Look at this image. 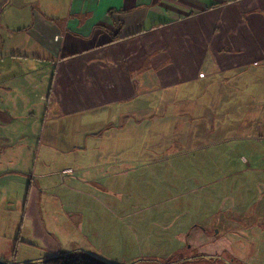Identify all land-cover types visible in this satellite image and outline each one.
Masks as SVG:
<instances>
[{"label": "crops", "instance_id": "obj_1", "mask_svg": "<svg viewBox=\"0 0 264 264\" xmlns=\"http://www.w3.org/2000/svg\"><path fill=\"white\" fill-rule=\"evenodd\" d=\"M41 1L36 2L43 5ZM50 1L56 16L34 17L27 31L40 45L33 58L52 59V91L41 99L55 100L56 108L71 118V146L55 147V135L45 129L37 136L45 162L27 166L35 173L16 165L0 178V186L8 187L6 195L13 193L9 187L19 185L25 196L16 243L13 236H4L2 248H12L16 261L9 264L74 254L109 264L90 252L94 231L84 234L89 242L85 249L65 250L47 227L42 194L56 186L77 193L76 182L102 192L101 180L122 175L119 169L131 154L169 151L175 147L169 139L182 148L176 153L222 144L241 149L246 142L239 146L236 140L253 133L263 139L264 0H65L63 7ZM62 9L65 13L59 15ZM57 118L46 113L45 122ZM256 144L263 147L262 141ZM59 149L73 155L68 168L61 169L52 158ZM105 166L104 173L98 172ZM246 170L257 173L264 166L249 164ZM36 178L52 185L34 184ZM22 198L16 196L19 202ZM96 201L113 212L105 201ZM62 205L68 206V218H81L73 196ZM75 223L81 230L83 223ZM37 244L46 250L39 258L28 253ZM10 256L7 251L0 260Z\"/></svg>", "mask_w": 264, "mask_h": 264}, {"label": "rangeland", "instance_id": "obj_2", "mask_svg": "<svg viewBox=\"0 0 264 264\" xmlns=\"http://www.w3.org/2000/svg\"><path fill=\"white\" fill-rule=\"evenodd\" d=\"M36 1L0 0V178L16 165H23V172L35 173L33 164L46 159L38 149L42 138L37 137L45 129L55 135V147L71 146V118L56 108L55 100L41 99L52 91V59L33 58L40 45L27 30L34 17L56 15L50 0H42L43 5ZM64 1L58 0L62 7ZM64 13V9L59 11V15ZM46 113L58 120L45 122ZM259 135L237 139L239 146L246 142L241 149L222 144L193 147L185 153H176L182 148L169 139L175 146L170 152L156 148L131 154L119 169L122 175L114 181L101 180L102 192L79 182L73 184L78 189L74 194L62 186L47 189L42 194L47 227L68 251L88 247L84 234L94 231L97 238L90 252L109 264H264V186L259 184L264 183V171L246 170L249 164L264 166V137L256 139ZM257 141H262V148ZM53 154L61 169L69 167L70 152L59 149ZM147 163L150 168H143ZM107 167L98 172L104 173ZM65 182L68 186L71 181L66 178ZM14 183L18 184L16 179ZM37 183L52 185L46 179ZM9 188L13 193L8 196V187L0 186V254L8 251L11 256L4 262L13 263L12 248L2 247L4 236H13L12 243H16L25 196L19 185ZM18 195L23 196L20 202ZM72 196L81 218L71 220L64 208ZM96 200L105 201L113 212L104 211ZM76 220L83 223L81 230ZM45 252L39 244L28 251L35 258Z\"/></svg>", "mask_w": 264, "mask_h": 264}, {"label": "trees", "instance_id": "obj_3", "mask_svg": "<svg viewBox=\"0 0 264 264\" xmlns=\"http://www.w3.org/2000/svg\"><path fill=\"white\" fill-rule=\"evenodd\" d=\"M0 264H9V263L0 260ZM32 264H37V263H32ZM41 264H105V263L87 256H77V257L58 256L42 261Z\"/></svg>", "mask_w": 264, "mask_h": 264}]
</instances>
